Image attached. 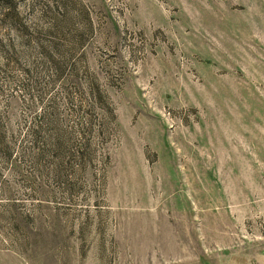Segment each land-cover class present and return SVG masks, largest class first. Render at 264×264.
I'll return each instance as SVG.
<instances>
[{"label":"rangeland","instance_id":"374dc122","mask_svg":"<svg viewBox=\"0 0 264 264\" xmlns=\"http://www.w3.org/2000/svg\"><path fill=\"white\" fill-rule=\"evenodd\" d=\"M0 264H264V0H0Z\"/></svg>","mask_w":264,"mask_h":264}]
</instances>
